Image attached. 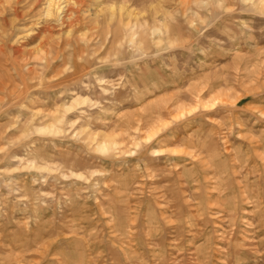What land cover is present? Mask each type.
Wrapping results in <instances>:
<instances>
[{
    "label": "rangeland",
    "instance_id": "rangeland-1",
    "mask_svg": "<svg viewBox=\"0 0 264 264\" xmlns=\"http://www.w3.org/2000/svg\"><path fill=\"white\" fill-rule=\"evenodd\" d=\"M45 2L0 0V264H264V0Z\"/></svg>",
    "mask_w": 264,
    "mask_h": 264
},
{
    "label": "bare ground",
    "instance_id": "bare-ground-1",
    "mask_svg": "<svg viewBox=\"0 0 264 264\" xmlns=\"http://www.w3.org/2000/svg\"><path fill=\"white\" fill-rule=\"evenodd\" d=\"M46 6L44 7L45 8V15L47 17H57L59 18L60 15L62 13H64V15L59 18L62 20V18H65V21H68L70 20V17L68 16L67 14V8H66V0H46ZM64 4V5H63ZM53 19V18H51ZM55 20V19H54ZM64 22V20H62ZM74 22V21H73ZM68 23V22H67ZM73 24V23H72ZM70 26V25H69ZM68 32V31H67ZM72 32V30H71ZM68 34V33H67ZM47 36V35H46ZM45 36V37H46ZM47 40V38H46ZM45 42V41H44ZM43 41H41L39 43V46H41L43 43ZM68 42V41H67ZM74 48V47H73ZM46 55V54H45ZM42 59V58H41ZM102 146H100L99 148L101 149ZM105 151V150H104Z\"/></svg>",
    "mask_w": 264,
    "mask_h": 264
}]
</instances>
